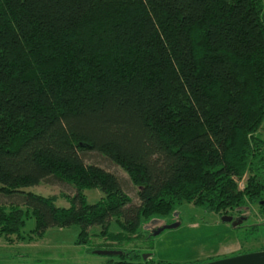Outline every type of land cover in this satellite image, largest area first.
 Wrapping results in <instances>:
<instances>
[{
	"label": "trees",
	"instance_id": "trees-1",
	"mask_svg": "<svg viewBox=\"0 0 264 264\" xmlns=\"http://www.w3.org/2000/svg\"><path fill=\"white\" fill-rule=\"evenodd\" d=\"M263 120V0H0V232L34 216L121 241L184 201L264 212ZM52 177L70 205L24 189ZM122 249L103 264H155Z\"/></svg>",
	"mask_w": 264,
	"mask_h": 264
},
{
	"label": "rangeland",
	"instance_id": "rangeland-1",
	"mask_svg": "<svg viewBox=\"0 0 264 264\" xmlns=\"http://www.w3.org/2000/svg\"><path fill=\"white\" fill-rule=\"evenodd\" d=\"M84 153L87 162L98 163L116 172L133 200L139 201L138 186L125 168L97 150ZM240 181L243 185V179ZM24 189L55 195L56 202L66 206L71 204L66 194L75 191L69 183L54 177ZM85 193L89 202H95L103 195L97 187L86 188ZM224 213L231 214L233 218L225 220V214L184 201L168 215H152L143 219L140 233L131 239L120 241L103 237L98 234L101 225H93L90 240L86 243L76 242L81 230L79 223L53 225L40 232L36 228V218L29 216L20 230L0 232V264H103L112 256L91 251L88 249L90 246L134 248V253L140 254L141 258L152 259L155 264L160 259L172 264H194L264 247V212L258 202L248 201L238 210ZM163 226L157 234L150 232ZM111 227L114 231L120 229L114 222ZM146 253L149 255L144 257Z\"/></svg>",
	"mask_w": 264,
	"mask_h": 264
},
{
	"label": "water",
	"instance_id": "water-1",
	"mask_svg": "<svg viewBox=\"0 0 264 264\" xmlns=\"http://www.w3.org/2000/svg\"><path fill=\"white\" fill-rule=\"evenodd\" d=\"M262 202L264 203V200H262ZM224 214L225 215L223 218L225 220H231L233 218L231 214ZM164 227L165 226H163L161 229H154L152 231L154 234H157ZM94 251L103 254H121L124 252V250L121 248H95ZM148 255L149 254L146 253L144 257H147ZM196 264H264V248L254 251L239 252L233 255H227Z\"/></svg>",
	"mask_w": 264,
	"mask_h": 264
},
{
	"label": "crops",
	"instance_id": "crops-1",
	"mask_svg": "<svg viewBox=\"0 0 264 264\" xmlns=\"http://www.w3.org/2000/svg\"><path fill=\"white\" fill-rule=\"evenodd\" d=\"M264 1V0H263ZM258 134L262 137H264V120H263V123H262V126L261 128L259 129L258 131Z\"/></svg>",
	"mask_w": 264,
	"mask_h": 264
}]
</instances>
